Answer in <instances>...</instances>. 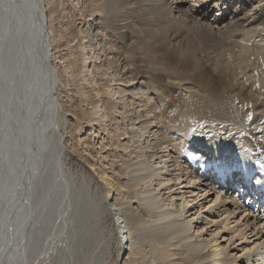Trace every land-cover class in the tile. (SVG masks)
I'll list each match as a JSON object with an SVG mask.
<instances>
[{"label": "bare ground", "instance_id": "1", "mask_svg": "<svg viewBox=\"0 0 264 264\" xmlns=\"http://www.w3.org/2000/svg\"><path fill=\"white\" fill-rule=\"evenodd\" d=\"M5 1L4 19L13 30L15 42L27 56L30 79L29 82L26 80L27 85L22 84L26 99L25 102H20L21 118L20 125L18 124L21 133L18 137L19 161L16 173L21 167L22 175L20 178L18 176L11 197L5 200V204H8L14 198L15 203L6 207V212L1 214L4 217H1L0 224L6 220L5 217L12 221L20 216L18 206L23 200L27 205L33 181L31 178L35 176L29 168L31 154L43 144V137L48 134L51 144H48V148L54 146L59 155H64L68 149L65 144L66 136L74 140L73 145H78L76 131L80 132L83 127H87L88 134L103 131L110 134V140L114 135L118 138L127 134L124 137L128 138L127 142L120 146L123 150L129 148L128 142L132 146L128 149L129 153L119 151L113 159H109L107 167L93 161L90 151H87L86 157L104 186L105 193L113 196L115 214L121 218V228L126 229L125 243L129 245V249L123 264H195L197 254L204 251L199 258L209 260L201 264H264V208L257 210L258 207L253 203L257 200L258 204L262 200L264 202V133L254 128L252 131L242 130L240 135H236L238 132L233 133V139L226 138L232 128L230 124L235 121L239 124L245 109L238 104L234 107L236 96L232 97L228 90H222L190 101L189 90L179 83L181 107L171 108L165 101L166 92L177 85V79L167 76L163 88L160 86V80L163 79L155 74L157 70L154 74L139 73L135 77V70L132 71L128 63L130 56L127 55L128 47L126 49L125 45L127 30L134 24H131L125 12L120 8L116 9V0ZM161 1L166 9L163 19L171 27L168 36L179 38L178 41L183 37L189 38L188 27L191 29L194 23L204 21L221 38L232 39L237 44V53L232 58L236 64H247L251 56L263 57L264 0H251L252 8L248 12L236 8L231 13L225 4L239 1L245 6L248 0H201L199 3H190L186 8L183 7L186 0ZM211 5L217 7L218 16L206 20ZM195 6L198 8L195 9ZM189 20L191 25L186 24V29L184 24ZM133 32L142 37L144 33V37H151L156 33L151 29L142 33L135 25ZM182 47L177 50L181 52ZM184 56L191 60L193 58L191 51ZM257 74L248 75L249 85L252 91L264 94V71ZM102 77H105V83L102 82ZM134 79L136 81L132 84ZM68 116L73 121V127L68 128ZM243 120L246 122L249 116ZM208 129L213 133L204 134ZM218 129H222V132ZM257 131L262 134L261 142H257L250 133ZM228 139H232L234 144H229ZM253 142L256 143L255 146ZM130 167L138 172L142 171L144 174L140 176L148 179L142 189H135L130 184L132 175L121 181ZM214 174L218 185H214V178V181L210 180V176ZM160 175L163 178L155 179V176ZM184 175L186 178L181 179ZM238 178L241 185H234ZM171 180H181L179 183L186 180L185 187L191 186L190 183L203 185L204 192L216 194L215 200L207 209L209 214H206L208 216H205V221L198 210L201 206L188 207L192 203L186 196L178 198L171 193L166 196L165 192L160 193L162 188L158 186L161 183L168 184ZM226 182L228 185H225ZM172 184L167 186L168 192L171 191ZM20 185V193H17ZM216 186L219 189L210 191ZM153 188L159 189L158 193L142 197V201L148 205L142 208L138 193ZM230 188L237 189L238 195L228 192ZM241 193H246L247 202H240ZM231 205L233 207L230 208ZM192 209L195 210L184 216V213ZM100 210L97 202L91 205L86 203L80 205L75 214L74 228H78V231L75 234L74 252L77 254L72 253L78 256V264H91L90 248L99 233L100 228L98 227L97 232L96 225L100 221ZM236 212L239 216L234 218ZM192 213L196 216L188 219ZM213 213L217 216L223 214L220 221L222 225L213 220ZM214 221L215 228L209 229L207 234L203 233L204 230L207 232L208 226L214 224ZM147 222H151L150 225L146 226ZM231 222L234 225L228 232L232 235L226 238L219 235ZM42 227L45 231V226ZM166 229L169 230L167 235L163 232H167ZM221 237L223 240L218 241ZM246 237L258 241L252 250L250 246L242 245L243 241L233 246H240V250H245L244 252L237 254L239 250L233 252L234 249H229L233 248L235 239ZM11 241L12 238L0 240V264L12 263L14 245L6 250ZM183 241L186 245L178 249ZM50 255L46 252L37 264H48ZM65 256L58 257L62 260ZM175 259L177 262H173Z\"/></svg>", "mask_w": 264, "mask_h": 264}, {"label": "rangeland", "instance_id": "2", "mask_svg": "<svg viewBox=\"0 0 264 264\" xmlns=\"http://www.w3.org/2000/svg\"><path fill=\"white\" fill-rule=\"evenodd\" d=\"M186 1L188 3L183 2L184 8L188 7L190 3H199L201 0ZM4 4H6V1L0 0V74H2L0 75V117H3V119H0V215H3L6 212L7 206H12V204L15 203V199L13 198L11 202L5 204L13 192L18 176L20 178V175H22L20 173L21 167L18 168L19 174L16 173L19 161L17 148L19 146L18 142L20 141L18 137L19 133H21L19 119L21 118V103L25 102L26 99V92L23 90L22 84L25 85L30 79V69L27 62V56L23 54L21 48L18 46V43L15 42L12 33L13 30L10 29L8 24L9 22L4 19L5 16L3 12L5 11L4 7H6ZM225 5H228L230 13L236 8L242 9L244 12H248L252 8L251 0H248L245 3V6H243V4L239 1H232ZM12 6L14 7V4H12ZM12 6L10 7L11 9ZM117 8H120L123 12H125L129 17L130 22H132L131 24L140 28L142 33L149 29L156 31L155 35L151 37H147L146 35L144 37L145 33L142 37L137 32H133L134 25L127 30L128 36L125 45L126 49L128 47L127 55L130 56L128 57V63L130 68L133 69L132 71L135 70L134 72L137 73V75L134 73L135 77H137L139 73L142 74L151 72L154 74L156 72L155 70H157V73L155 74L161 76L163 79L160 80L162 82L160 86L162 85L161 87L163 88V83L170 75L172 76L170 78L175 80L177 79V85L170 87L166 92L165 101L170 104L171 108L178 109V107H181V104H179V99L181 97L179 86L181 85H179V83L189 90L190 101L200 99L203 95L206 96V94L228 90L232 97L233 95L236 96L234 97V107L236 108V105L238 104L246 110H243L244 112L240 117L242 120L239 124L236 121L230 124V127L232 126V128L229 129L231 132L229 131L227 133L226 138L233 139V133L236 134L238 132L236 135H240L242 130L252 131L254 128L264 133V94L254 90L252 91L249 85L250 79L248 78V75L253 74L256 76L258 75L257 73L260 74L261 71H264V55L263 57L261 56V58L256 56L249 57L247 64H236L235 61H232V58H234L237 53V44H234L232 39L229 40L221 38L215 33L214 29L209 28L208 24L204 21H200L202 23H194V27H191V29L189 26L191 25L190 20L188 22L186 21L187 23L185 22L184 26L186 29L189 28L187 30L190 36L189 38L183 37L182 40L178 41L177 39L179 38H172L168 36V34L170 35L171 33L169 32L171 27L169 24V26L166 25L165 20L163 19L166 9L161 0H116V9ZM197 8L198 7L195 6V9ZM218 12L217 7L211 5L208 13L206 14V20L217 17ZM186 24H188V28ZM70 28L72 29L73 27L70 26ZM180 47H182L180 49L181 52L177 50ZM190 51L193 56V61L184 56V54L190 53ZM16 55L20 56L18 57ZM18 60L21 61L19 62ZM186 61L188 62L186 63ZM18 68L19 70L24 68L21 70L22 73L18 70ZM19 72L22 75H20ZM173 76H176V78ZM104 81L105 77H102V82L105 83ZM135 81L136 79L132 80V84H134ZM19 87L21 90H19ZM19 91L20 93L22 91V94H20ZM13 93L16 95L14 96ZM253 93H255V95H253ZM23 96L25 97L22 98ZM247 116H249V120L243 122V119ZM9 121L11 123H8ZM71 123H73V121L68 116V128L73 125ZM239 125L240 127H238ZM205 126L207 129L208 126L206 124ZM218 131L222 132V129H218ZM260 131L255 133L250 132L252 137L255 138L257 142H261V139H263L261 138L262 134ZM50 132L51 130H49V133ZM88 132L87 127H83L80 132L76 131L78 145H73L74 140H71L70 137L66 136L65 144L68 149L64 155H59L57 148L54 146H49L50 148H48V144L51 145L50 140L48 139V134L45 135V138L43 137V144H40L34 153L32 152L29 168L34 172L35 176L31 178L33 181L29 188V203L27 202V205L25 206L23 200L18 206L20 216L16 217L17 219L15 218L12 221H9L10 218L7 219V217H5L6 220L0 224V240L6 241L7 239L10 240V238H12V244L15 247V250L11 249L12 256L14 255L11 264H37L46 252L47 254H51V260L48 264H78V256L76 257L74 255L76 252L74 249L76 246L75 234L78 231V228L75 229L76 225L74 224V217L80 205L83 206V204L86 203L91 205L96 202L102 211L100 210V221L97 223V225H100L97 226L95 224L97 232L100 228L99 233L97 234L96 242L90 248L91 264H123V261L127 256L126 252H128L129 249V245L125 243L126 232L124 231H126V229L121 228V218L117 217V214H115L113 196L105 193L104 186L101 184V181H99L93 168L86 161V157L88 154L87 151H90L93 155V161H96L97 164L103 167H107L109 165V159H113L112 157H114V155H116L119 151L122 153H129L132 146L129 142V150H123L122 146H120V144L127 142L128 138H124L127 134L121 135L118 138L114 135L110 140V134H106L103 131H98L96 134H88ZM210 133H213V131H209V129L204 132V134ZM230 135L232 136L228 137ZM232 139H228L230 140L229 144H234ZM252 144L255 146L256 143L253 142ZM262 150L264 151V149ZM109 170L110 169H107L108 172H110ZM207 172L209 173V171ZM143 174L144 173L142 171L138 172L133 167H130L127 169L125 176L121 178V181H125L127 176L132 175L133 178L130 180V184L133 185V188L135 189H142L144 184L148 182L147 178L140 176ZM156 178L161 179L163 178V175L155 176V179ZM185 178L186 175L181 177V179ZM213 178L216 180L214 185H218L219 183H217L215 174L214 176H210V180L214 181ZM239 179L240 178L236 179L234 185L238 183L241 185L242 182L239 181ZM180 181L181 180H171L168 184L167 182L166 184L161 183L158 186L162 188L160 193L165 192L164 196L171 193L173 195H177L178 198H180L181 195L186 196L190 203H192V205L190 204L188 207L191 208L195 205L201 206L198 210L203 221H205V216H208L206 214H209L207 209L215 200L216 194L204 192L203 188H205V186L203 185L190 183L191 186L185 187L184 184L186 180L179 183ZM171 184V191L168 192L169 189L167 186ZM225 185H228V182H226ZM216 189H219V186H216L215 189H211L210 191H215ZM15 190H17V186ZM158 191L159 189L155 190V188H153L148 191L144 190L139 192L137 196L141 200L139 201L141 203V207L146 208L148 206L146 202L142 201V197H149L152 194H157ZM228 192H231L235 196L238 195L237 189L230 188ZM241 194L242 197L239 199L240 202H247L248 197L245 195L246 193ZM159 198L160 196H158V199ZM177 201L179 200H176V202ZM258 202L259 200L253 203H255L256 207H258L257 210H262L264 208V202L263 200L260 201L259 204ZM249 203H251V200ZM231 207L233 206L231 205L230 208ZM194 210L195 209L187 211L184 213V216L190 214ZM236 213L237 214L234 215V218L239 216V213ZM2 215L0 216V222L2 220L1 217H4ZM222 215L223 214L217 216V214H211L213 220H217L220 225H222V223H220ZM193 216L196 215L192 213L187 218L190 219ZM182 217L183 215L181 218ZM215 221L212 222L214 224L208 226L207 232L204 230L203 233L207 234L209 229H214L216 223ZM150 223L151 222H147L145 225L148 226ZM200 224L201 222L197 225ZM42 225L45 226V231ZM232 225H234V223L231 222L226 226L224 231L219 232V235H222V237L225 236V238L231 236L232 234L229 232L232 230L230 229ZM1 230L3 232H1ZM167 230L168 229H166V231ZM37 231H41L42 233ZM163 232L164 234H169V230L167 232ZM235 234H238V232ZM205 236L207 235H204V237ZM222 237L219 238L218 241L223 240ZM238 237L239 235L236 238ZM233 240L234 238L232 241ZM240 241H243L242 245L247 247L250 246L251 250L258 242L257 240L253 241L250 237H246L241 238V240L235 239L232 246ZM184 242L185 241L179 244L180 246H178V249H181V247L186 245V242ZM229 249H234L232 250L233 252H237V250H239L237 254L245 251L240 250V246H233V248L230 247ZM204 253L205 251L197 254L195 264H201L202 262L209 260L199 258V256H202ZM58 256L65 257L61 260ZM172 258H175V256ZM175 260L173 262H177V260Z\"/></svg>", "mask_w": 264, "mask_h": 264}, {"label": "water", "instance_id": "3", "mask_svg": "<svg viewBox=\"0 0 264 264\" xmlns=\"http://www.w3.org/2000/svg\"><path fill=\"white\" fill-rule=\"evenodd\" d=\"M18 188H19V189H18V192H17V193H20L21 185L18 186ZM19 198H20V197H19ZM12 243H13V241H11V242L8 244L6 250H8V249L11 247Z\"/></svg>", "mask_w": 264, "mask_h": 264}]
</instances>
